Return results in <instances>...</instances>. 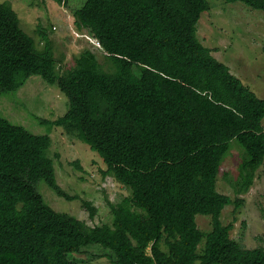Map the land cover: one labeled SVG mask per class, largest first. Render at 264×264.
<instances>
[{
	"label": "trees",
	"instance_id": "obj_1",
	"mask_svg": "<svg viewBox=\"0 0 264 264\" xmlns=\"http://www.w3.org/2000/svg\"><path fill=\"white\" fill-rule=\"evenodd\" d=\"M225 1L264 12V0ZM210 8L209 0H85L74 23L100 42L106 71L90 48L60 68L53 43L45 37L39 47L0 3V93L32 75L58 85L69 110L40 122L77 131L103 158V176L131 191L116 203L106 198L112 225L55 210L39 181L67 200L79 196L57 181L51 137L0 116V264H80L93 245L109 249L114 264H264V246L244 247L231 236L234 222L223 224L224 208L237 212L244 202L217 185L234 139L247 153L237 195L254 185L264 164V99L198 38ZM81 206L96 217L91 201ZM198 214L211 216V231L199 228Z\"/></svg>",
	"mask_w": 264,
	"mask_h": 264
},
{
	"label": "rangeland",
	"instance_id": "obj_2",
	"mask_svg": "<svg viewBox=\"0 0 264 264\" xmlns=\"http://www.w3.org/2000/svg\"><path fill=\"white\" fill-rule=\"evenodd\" d=\"M209 1L211 8L202 14L198 23V38L213 49L216 58L228 65L233 74L264 99V12L243 2ZM84 2L67 0L63 6L52 0H0V3L12 6L21 27L36 39L39 47L46 44L45 37L53 43L60 68L65 70L73 66L76 56L90 48L106 71H112L105 52L94 45L90 33L75 26L74 12ZM68 110L67 95L58 85L47 82L40 75L29 77L18 90L0 93V116L33 134L51 137L48 154L54 160L57 181L68 194L79 196L67 200L41 180L36 187L48 205L85 220L91 226L112 225L114 216L106 198L119 202L130 195V189L112 176H103L102 171L106 169L103 158L79 137L77 131L70 132L66 127L40 122L41 119L55 120ZM246 157V151L235 139L232 140L217 185L219 192L244 202L237 212L234 204L224 208L223 224L234 222L231 236L246 248H256L264 246V164L257 171L250 190L237 195L234 184L240 179L239 165ZM76 161L82 165V170L74 164ZM83 200L91 201L97 207L95 218L81 206ZM196 220L201 230H212L211 216L198 214ZM101 247H88L92 249L85 252L87 260L80 264H114L104 256L106 252L110 254L109 249Z\"/></svg>",
	"mask_w": 264,
	"mask_h": 264
},
{
	"label": "clouds",
	"instance_id": "obj_3",
	"mask_svg": "<svg viewBox=\"0 0 264 264\" xmlns=\"http://www.w3.org/2000/svg\"><path fill=\"white\" fill-rule=\"evenodd\" d=\"M46 1H49V0H46ZM91 40L95 43L94 45L97 47V48H101V44H100V42L99 41H97V40H94V39H92V37H91ZM102 49V48H101ZM213 54H214V52H213ZM8 120V119H7ZM16 125V124H15ZM20 126V125H19ZM60 127H62V126H60ZM108 176H110V175H108ZM107 176V177H108ZM113 177V176H112Z\"/></svg>",
	"mask_w": 264,
	"mask_h": 264
}]
</instances>
